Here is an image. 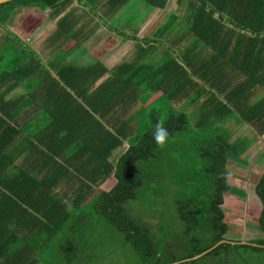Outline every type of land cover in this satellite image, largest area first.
Returning a JSON list of instances; mask_svg holds the SVG:
<instances>
[{"label":"crops","instance_id":"0c3cea01","mask_svg":"<svg viewBox=\"0 0 264 264\" xmlns=\"http://www.w3.org/2000/svg\"><path fill=\"white\" fill-rule=\"evenodd\" d=\"M196 3L94 0L84 9L73 1L56 12L40 11L42 22L57 16L45 33L55 32L48 41L27 39L33 36L29 33L23 39L11 30L8 21L18 8L0 24V253L9 256L10 264H61L66 256V264H103L117 250L111 246L99 253V244L106 242L100 239L107 236L119 240L128 256L130 249L95 214L93 202L98 193L114 186L116 160L139 134V118H145L148 109L168 112V107L189 119L192 130L184 142L188 147L215 131L226 133L230 143L245 142L239 161L230 164V191L221 206L224 221L225 209L234 207L230 221L241 228L228 226L239 236H227V231L222 240L232 247L262 240L257 222L261 203L254 185L264 170V75L258 76L255 65L243 64L248 49L254 46L258 58L264 42L250 43L248 38L255 34L228 23L220 37L198 40L190 29ZM70 11L101 22L81 31L79 41L60 40L68 27L59 29L57 22ZM135 16L140 18L131 23L128 17ZM231 32L233 38L227 41ZM240 36L244 45L239 50L234 42ZM188 37L194 38L192 43L182 44ZM86 62H99L105 69L90 85L76 82L81 73L66 70ZM113 78L138 84L119 89L111 84V89L99 91L101 83ZM115 135L120 137L116 142ZM231 191L245 193V212L237 210L239 197ZM124 208L133 217L127 202ZM152 239L161 246L160 234ZM167 240L159 249L158 264H235L233 253L240 250L192 259L196 247L180 253L169 234Z\"/></svg>","mask_w":264,"mask_h":264},{"label":"trees","instance_id":"16d2710c","mask_svg":"<svg viewBox=\"0 0 264 264\" xmlns=\"http://www.w3.org/2000/svg\"><path fill=\"white\" fill-rule=\"evenodd\" d=\"M73 1L77 7L88 9L92 0ZM69 3V0H12L0 4V24H3L12 11L17 8L27 10L35 8L39 12L49 9L52 12H56L59 8H63ZM152 3L154 4L153 1ZM158 5H162V2ZM194 9L196 10L193 14L190 29L198 40L220 37L225 23H228L236 28H243L255 34L253 37L248 38L250 43L258 44L264 42V0H197ZM71 13V11L68 12L57 22L59 29L68 27L67 24H70L71 19L74 17ZM214 14H219L218 19L213 17ZM201 24L204 25L201 26ZM203 27L205 32H203ZM231 34L228 33L226 35V37L228 36L227 41L233 38V32ZM222 38L225 40L224 37ZM12 39L17 38L14 37ZM240 39L241 36L239 40L234 42V47H238L239 50L244 45V43L240 42ZM253 48L254 46H252V49H248L247 54L244 56L243 66L255 65L258 67V76H262L264 75V48H259L258 58ZM238 49L236 48V51ZM66 70L68 72L75 71L76 73H81L80 78L76 82L83 84L87 82V85L93 84L105 72V69L99 62H86L78 68L69 67ZM205 81H207V78ZM111 84L119 89V87H136L138 83L130 78L122 81L113 78L101 83L98 89L101 91L109 87V90L111 89ZM101 94L100 98L105 95L104 93ZM227 99L229 100V98ZM158 110V112H155L152 109H148L146 110L145 118H139L140 122H142H139L141 124L139 134L129 144L131 147L129 148L128 146L116 160L113 171L114 186L107 192L98 193L93 202L95 214L107 226L113 229L121 237L123 244L128 246L146 264H158L157 256L159 249H161L160 245L153 241L150 228L147 224L135 220L124 208V204L135 200L137 191L141 185H144L146 182H152L153 179L151 177L158 174L156 171L150 169L151 163L156 165L159 173H165L162 171L165 163H161L160 161L164 159L165 155H168V153L166 154L168 151H165V148L158 149L152 141V125H155L158 121H162L169 132V141L180 138V136H187L192 130L191 123L183 112L175 111L171 107L166 109L168 112ZM119 138V135H115L114 141H118ZM184 142L185 139L182 137L178 146H186ZM244 146L245 142L230 143L229 136L223 131H215L213 135L205 136L193 145V153H191L190 157H192L191 159L199 158L201 161L202 167L198 181L204 185V189L201 190L198 186H192L187 182L189 180L187 169L186 172H183L187 177V181L182 182L184 184V190H181L183 194L180 195L181 199L177 201L181 216H183L187 223L189 222V218L190 220L203 218L201 226H206L207 229L209 228L208 231H211L209 233V240L203 243V246H194L196 247L194 255L201 254L203 251L214 246L218 241L224 239L228 231V224L224 221L221 206L223 204V196L230 191L228 183L230 164H232V161H239V156ZM186 147L188 148V146ZM168 148L170 149L169 145ZM139 163H141V166H138ZM174 174L178 176V171H175ZM254 192L261 203L257 222L263 237L262 240H256L252 243L264 246V170L254 185ZM187 227H190L187 228V233H190V229L192 228L191 223L187 224ZM193 241H195V237H193ZM2 243L5 245V242ZM231 248H242L254 252L264 251V248L250 245L232 247L229 244H222L203 257L219 254ZM8 259V255L0 253V264H10Z\"/></svg>","mask_w":264,"mask_h":264},{"label":"rangeland","instance_id":"374dc122","mask_svg":"<svg viewBox=\"0 0 264 264\" xmlns=\"http://www.w3.org/2000/svg\"><path fill=\"white\" fill-rule=\"evenodd\" d=\"M92 0L91 2H93ZM69 2H73V0H69ZM136 2L131 1L130 5H135ZM127 5V4H126ZM124 6L125 8H130V5ZM136 6V5H135ZM16 11L10 20L8 21V25L12 26L11 30L17 31V35H21L23 39H25V34L33 36H29L27 39H31V37H38L40 40H50L53 39V36L55 35V32L51 30L47 35L45 34L49 27L52 26V28L55 25V19L57 16L54 17V20L49 19L47 16L44 18V21L42 22L40 18H38L39 11H36V9L29 11V10H20ZM45 10V9H44ZM43 10V11H44ZM42 11V12H43ZM143 14V13H142ZM86 14H81L79 17H76V15L71 19L68 29L65 32H62L60 40L63 39H71L75 37L78 41L77 35H79L80 39H82L81 31H90L91 28H94L97 25L94 22H97L98 24L101 22L97 18L89 16L87 17ZM100 19H102L103 13L97 14ZM129 20L132 22L133 20H138L140 17H128ZM154 19V18H153ZM7 21V20H6ZM42 22V25L39 29V31L36 29L32 33L33 29H35V26ZM151 21L149 20L148 23ZM147 23V24H148ZM54 29H57L56 27ZM50 30V29H49ZM72 40V39H71ZM194 40L193 37L184 38L182 40V44H191ZM26 41V40H25ZM65 49V48H64ZM63 50V49H62ZM136 50V49H135ZM137 51V50H136ZM135 51V52H136ZM39 58H42V53L37 52L35 55ZM34 55L32 58H36ZM20 57V55H19ZM136 118H138L136 116ZM182 137L184 139H189L188 136H180V138L173 139L167 143V147H165L166 154L168 155L164 156V159L161 160V163H165V166L163 167V172L165 173H158L151 177L153 179L152 182H146L144 185H141L140 189L137 191V197L133 201H128L127 205L132 213L135 220H145V224L151 229L150 234L153 238V235L160 234V237L162 240L160 248L164 247V242H169L167 240L168 234L171 236V242L173 245H175L176 250H178L180 253L184 252V248H187L188 251L191 250L192 247L195 245L203 246L201 242L206 243L209 239V233L211 231H208L207 227H202L201 222H203V218L196 219V220H190L187 223L183 216H181L180 213V207L178 203H174L173 200H180L181 194L183 192L181 191L183 188V183L187 181V177L184 175L183 172H186V170L189 172V180L187 181L192 186H198L199 189L203 190L204 185L198 181L199 173L201 171V161L199 158L196 159H190L188 161V154L193 153V148L191 147H179L178 143L181 141ZM183 142V141H182ZM168 145L170 149L168 148ZM186 146H188L186 144ZM168 149V150H167ZM194 158V157H193ZM153 171V170H152ZM175 171H178V176L175 173ZM242 175V174H241ZM195 179V180H194ZM229 182L233 184V179H230ZM203 192V191H202ZM232 192V191H231ZM232 194H236L239 199H237L240 205L236 204L237 210H239L241 213L243 211L245 212V193L236 192ZM245 201V202H244ZM174 203V204H173ZM234 208V207H233ZM233 208H226V223L228 224L229 228L231 229H240L241 227H235L232 226V221H230V218L233 216L231 215V211ZM236 208V207H235ZM255 209V208H253ZM184 210H186L184 208ZM145 218V219H143ZM192 225V228L190 229V233H187V224ZM251 224H249L247 227H249ZM179 227V228H178ZM165 233V238H163ZM105 237L106 234L102 233ZM193 234V235H192ZM227 236L232 237H238L239 234L234 232L233 230L228 231ZM193 237H195V241H193ZM99 238V237H98ZM100 240H106V242L103 244H99L101 249L99 250V253L103 250V248H108L111 246H115L117 250L113 251L112 254L109 257H106V260L103 262V264H146L145 261H143L139 256H137L134 252L130 250V254L128 256H125V252L119 248L121 244H119V240H113V238L106 237L105 239ZM112 241V242H111ZM111 242V243H110ZM123 244V242H121ZM129 248L128 246H126ZM183 248V249H182ZM235 258V264H255L253 263L254 259H258L259 264H264V252H258V254H254L252 251L245 250L240 248L239 252L233 253ZM231 255V256H233ZM72 257V255H71ZM258 257V258H257ZM70 257L66 256L63 258V263L66 264L67 260Z\"/></svg>","mask_w":264,"mask_h":264},{"label":"clouds","instance_id":"9594fccd","mask_svg":"<svg viewBox=\"0 0 264 264\" xmlns=\"http://www.w3.org/2000/svg\"><path fill=\"white\" fill-rule=\"evenodd\" d=\"M152 141L158 149H164L169 141V132L162 121L152 125ZM131 146L129 145V148Z\"/></svg>","mask_w":264,"mask_h":264},{"label":"water","instance_id":"95a60500","mask_svg":"<svg viewBox=\"0 0 264 264\" xmlns=\"http://www.w3.org/2000/svg\"><path fill=\"white\" fill-rule=\"evenodd\" d=\"M9 1H12V0H0V4H3V3H6V2H9ZM226 243H232L230 241H227V240H220L219 242H217L214 246H212L211 248L203 251L201 254H198L196 256H194L192 259H197V258H200L202 257L203 255L209 253L210 251H212L214 248H216L218 245L220 244H226ZM241 244L243 245H250V246H253V247H261V248H264V246L262 245H258V244H254V243H248V242H241Z\"/></svg>","mask_w":264,"mask_h":264}]
</instances>
